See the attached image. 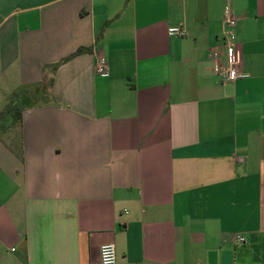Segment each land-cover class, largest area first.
Here are the masks:
<instances>
[{"label": "crops", "instance_id": "obj_1", "mask_svg": "<svg viewBox=\"0 0 264 264\" xmlns=\"http://www.w3.org/2000/svg\"><path fill=\"white\" fill-rule=\"evenodd\" d=\"M9 82L29 93L0 122V264H96L105 244L117 264H264V0H0Z\"/></svg>", "mask_w": 264, "mask_h": 264}, {"label": "built area", "instance_id": "obj_2", "mask_svg": "<svg viewBox=\"0 0 264 264\" xmlns=\"http://www.w3.org/2000/svg\"><path fill=\"white\" fill-rule=\"evenodd\" d=\"M237 28L238 20L232 11H226L224 15V37L222 45L213 50L212 60L214 71L221 72L227 82L235 81L244 75L238 72L237 65L239 56L237 52ZM185 31L182 27H172L169 29L171 36H182ZM98 75L107 77L110 74L109 63L106 59L101 58L97 69ZM237 242L245 243L246 238L238 236ZM117 248L114 244H105L100 250V261L96 264H117Z\"/></svg>", "mask_w": 264, "mask_h": 264}, {"label": "trees", "instance_id": "obj_3", "mask_svg": "<svg viewBox=\"0 0 264 264\" xmlns=\"http://www.w3.org/2000/svg\"><path fill=\"white\" fill-rule=\"evenodd\" d=\"M91 51V49H87V48H80L78 49L75 53H73L72 55H70L67 58H64L62 61H60L59 63H56L54 65L51 66V68H53L54 70H56L61 64L68 62L74 58H76L77 56L85 53V52H89ZM52 85V81H50L49 86ZM29 93V91L24 90L23 93H17L15 94L11 101H10V105L7 106V108L3 111V113L0 116V122H4L5 118L9 115H11L14 118V122L10 127H13L14 125L18 124L19 122H21L22 120V113L24 111V107H22L19 102H20V97L22 94ZM34 96V98L36 99V102H38L39 104H49L53 102V97L51 95L50 92H45L42 94V86L40 84L38 85H34L32 86L31 92ZM41 95V96H40ZM40 96V98H38ZM10 127H7L5 124H3V130L5 129H9Z\"/></svg>", "mask_w": 264, "mask_h": 264}, {"label": "rangeland", "instance_id": "obj_4", "mask_svg": "<svg viewBox=\"0 0 264 264\" xmlns=\"http://www.w3.org/2000/svg\"><path fill=\"white\" fill-rule=\"evenodd\" d=\"M5 86L10 87V82L9 83H4V87H3L4 90H0V112L1 113L7 108L8 105H10V101H11L12 97L15 95L13 93V94H11V96L9 98H7L6 94H8V93L5 92Z\"/></svg>", "mask_w": 264, "mask_h": 264}]
</instances>
